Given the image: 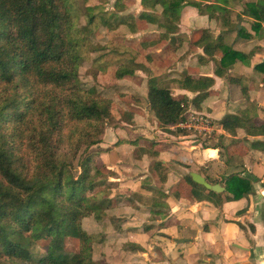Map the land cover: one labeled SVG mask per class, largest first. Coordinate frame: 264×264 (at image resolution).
<instances>
[{
    "label": "trees",
    "instance_id": "16d2710c",
    "mask_svg": "<svg viewBox=\"0 0 264 264\" xmlns=\"http://www.w3.org/2000/svg\"><path fill=\"white\" fill-rule=\"evenodd\" d=\"M185 1L192 2L141 0L143 8L137 16L146 19L147 28L158 30L154 39L166 38L177 48L182 43L179 23ZM194 1L199 7L203 5L209 16L241 4V13L264 21V0ZM120 6L123 9L124 5ZM97 17L113 32L120 23L130 32L138 30L134 14H108V10L90 14L92 22ZM72 22L69 0H0V264H109L103 261L104 252L96 251L105 232L96 234L84 222L92 219L105 229L106 222H117L111 209L127 201L132 204L136 198L143 200L137 191L121 190L114 179L117 172L99 156L114 98L101 96L97 85L86 86L81 79L83 55L78 38L71 33ZM190 44L203 47L212 58L222 52L216 74L225 75L228 81L239 80L227 74L226 68L229 58L242 57L240 51L214 39L208 29ZM138 70L146 73L147 79L144 92L135 89L140 93L133 94L135 103L144 101L159 126L166 128L182 120L189 98L175 97L169 81L154 75L144 63L133 57L119 62L115 76H134ZM179 82L183 87L203 90L214 79L183 75ZM201 96L192 98V104L197 106ZM257 108L251 102L236 113H226L220 119L223 129L232 135L237 128L253 134L258 125L264 127V123L257 124ZM145 141L134 154L156 155V141ZM132 142L139 143L137 139ZM209 144L220 146L221 151L227 149L223 136ZM253 144L263 145L259 140ZM151 168L165 177L166 166L161 160H154ZM185 178L197 198L221 202L220 193L195 182L189 173ZM223 182L228 200L247 195L253 186L251 178L236 171ZM113 188L119 190L111 197ZM120 190L131 194L126 197ZM148 200L167 206L161 197ZM41 244H45L43 249Z\"/></svg>",
    "mask_w": 264,
    "mask_h": 264
},
{
    "label": "crops",
    "instance_id": "0c3cea01",
    "mask_svg": "<svg viewBox=\"0 0 264 264\" xmlns=\"http://www.w3.org/2000/svg\"><path fill=\"white\" fill-rule=\"evenodd\" d=\"M193 2H186L182 8L179 23L182 43L177 48L166 38L154 39L158 30L147 28L146 19L134 15L138 30L133 33L142 32L145 37L141 47H155L145 53V60L138 62L147 65L154 75L170 80L175 97L187 96L188 110L209 114L215 121L216 131L211 137L202 139L183 129L185 132H165L167 128L180 129L172 125L160 126L153 134L154 149L158 153L135 155V149L146 143L145 140L137 144L130 141L135 139H127L129 137L122 128L106 139L107 130L100 143L103 150L99 156L117 172L114 179L121 190L137 191L143 199L136 198L132 204L123 202L111 209L117 222H106L105 229H102V223L92 219L84 222L85 227L96 234L105 232L103 242L97 241L96 251H103V261L109 264H264V127L258 125L253 134L237 128L236 134L232 135L220 123L223 115L236 113L251 102L258 107L257 124L264 123V21L241 13V4L230 6L229 12L218 11L209 16L203 5L199 7ZM203 8L205 11L202 12ZM188 9L191 14L184 17L183 13ZM183 22H187L186 28ZM140 24L145 25L141 27ZM205 29L214 39L218 38L225 46L242 53V57L227 60V74L238 81H228L225 75L216 74L222 52L212 58L206 55L203 47L190 44ZM183 75L212 77L214 83L203 90H193L181 85L179 79ZM146 79L147 74L143 72L139 83H131L134 84L132 89L141 88L144 92ZM199 93L202 96L195 106L191 99ZM132 105L143 108L137 103ZM143 109L150 114L147 105ZM136 110L133 111L138 112ZM160 133L166 136L158 137ZM215 136L226 138L228 154L222 153L220 146L209 144ZM256 140L263 145L254 146ZM127 148L130 153L124 154ZM154 160H161L166 166L165 177H160L151 168ZM192 171L200 173L209 183L224 187L222 191H216L221 194V202L215 198L199 199L192 193V186L185 178L186 173ZM232 171L251 178L253 186L247 195L228 200L223 181ZM117 190L113 188L111 197ZM121 192L126 197L131 194ZM126 197H123L124 201ZM154 197H161L167 206L148 200ZM153 210L164 213H153ZM134 244L142 248L132 249Z\"/></svg>",
    "mask_w": 264,
    "mask_h": 264
},
{
    "label": "rangeland",
    "instance_id": "374dc122",
    "mask_svg": "<svg viewBox=\"0 0 264 264\" xmlns=\"http://www.w3.org/2000/svg\"><path fill=\"white\" fill-rule=\"evenodd\" d=\"M184 4H186V1ZM120 5H124L123 9H120ZM69 6L71 10V19H73L71 23V33L78 38L79 47L83 55V62L80 66L81 79L86 86L97 85L101 96L114 98V102L111 104L112 117L107 120L104 126L105 131L103 137L108 130L107 133L109 134L106 139H110V136L113 137V133H115L116 130L122 128L125 130L127 137H129L127 139L134 138L140 142H143L146 136L149 137L147 138L148 140L154 139L153 134L160 126L158 122H155V118L152 116L153 114H147V109H143L145 106L144 101L139 104L143 108L132 105V103L136 104L133 94L137 95L142 91L141 88H138L139 92L135 91L134 88L132 89V85L139 83V76L143 74V72L137 71L139 74L134 76L128 75L119 79L115 76V68L119 62L132 57L137 62L143 60L145 53L154 50L155 47H141V41L145 38L142 37V32H130L126 25L123 26L122 23L119 24L118 30L113 32L107 25L99 21V17L95 18L94 22L90 19L91 13H101L102 10H108V14L111 11H118L120 15H137L143 8L141 0H69ZM203 10L205 11L204 8L202 12ZM183 14V16L186 17L188 14H191V12L188 9L185 10ZM229 14H231V12L228 13V15ZM104 16L108 17L106 14H104ZM130 19L131 18H129V20ZM112 23L115 25L113 20ZM183 23L186 28L185 23L187 22ZM144 25L145 24H140L141 27ZM181 50H185V45ZM97 69H99V73ZM96 72L98 73L97 80L95 79ZM138 86L141 87L140 84H138ZM129 107H132V109ZM133 110L138 112H134ZM189 111L190 110L187 112ZM165 130V132L182 131L181 129L171 130L168 128ZM67 131L68 128L65 130L66 135ZM157 135L158 137L166 136L164 133ZM64 139L62 146L66 149L68 147V142L66 138ZM212 139L218 141L216 136ZM227 150L228 148L223 149L222 153L228 154ZM129 153V148L124 150V154ZM76 161L77 160H75V162ZM44 247L45 244L40 245V248L43 249ZM69 247L71 246L69 245Z\"/></svg>",
    "mask_w": 264,
    "mask_h": 264
},
{
    "label": "built area",
    "instance_id": "2783aa9c",
    "mask_svg": "<svg viewBox=\"0 0 264 264\" xmlns=\"http://www.w3.org/2000/svg\"><path fill=\"white\" fill-rule=\"evenodd\" d=\"M172 127L194 133L202 139L211 137L216 131L214 119L209 114L199 111L187 112L185 117Z\"/></svg>",
    "mask_w": 264,
    "mask_h": 264
},
{
    "label": "water",
    "instance_id": "95a60500",
    "mask_svg": "<svg viewBox=\"0 0 264 264\" xmlns=\"http://www.w3.org/2000/svg\"><path fill=\"white\" fill-rule=\"evenodd\" d=\"M190 175L192 177V179L199 183L204 185L205 187H207L208 189L214 190V191H222L224 189V187L220 184H211L209 183L206 178L204 176H202L200 173L192 171L190 172Z\"/></svg>",
    "mask_w": 264,
    "mask_h": 264
}]
</instances>
